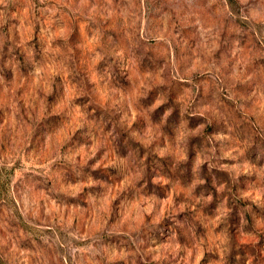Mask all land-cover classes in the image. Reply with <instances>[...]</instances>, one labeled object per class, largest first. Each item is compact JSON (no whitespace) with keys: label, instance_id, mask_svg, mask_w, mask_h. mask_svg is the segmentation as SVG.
Masks as SVG:
<instances>
[{"label":"rangeland","instance_id":"374dc122","mask_svg":"<svg viewBox=\"0 0 264 264\" xmlns=\"http://www.w3.org/2000/svg\"><path fill=\"white\" fill-rule=\"evenodd\" d=\"M0 264H264V0H0Z\"/></svg>","mask_w":264,"mask_h":264}]
</instances>
